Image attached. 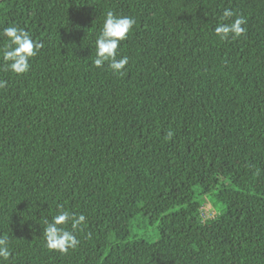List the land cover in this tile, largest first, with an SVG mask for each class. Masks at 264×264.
I'll list each match as a JSON object with an SVG mask.
<instances>
[{"label": "trees", "instance_id": "16d2710c", "mask_svg": "<svg viewBox=\"0 0 264 264\" xmlns=\"http://www.w3.org/2000/svg\"><path fill=\"white\" fill-rule=\"evenodd\" d=\"M225 8L244 36L215 35ZM108 11L136 20L124 76L92 63ZM13 25L44 47L0 56L3 264H264V0H2ZM58 204L86 216L67 254Z\"/></svg>", "mask_w": 264, "mask_h": 264}, {"label": "clouds", "instance_id": "9594fccd", "mask_svg": "<svg viewBox=\"0 0 264 264\" xmlns=\"http://www.w3.org/2000/svg\"><path fill=\"white\" fill-rule=\"evenodd\" d=\"M221 22L214 28V33L221 41L235 40L246 34L247 20L242 15H237L233 10L225 8L220 17ZM136 24V20L130 16L118 15L113 11L105 14L103 26L95 40L96 58L92 61L96 68H102L105 63L113 71V74L124 76L129 57H118V48L122 41ZM0 37L6 39L3 48H0V56L7 63L11 72L21 75L29 71L31 58L37 56L44 47L42 41L33 39L28 31L19 26L5 27L0 32ZM7 86V81L0 79V89ZM174 133L169 131L167 139L171 140ZM58 213L51 221L45 219L44 240L49 250L67 254L69 250H75L80 245L76 233L82 231L81 226L86 223L84 214L71 212L57 205ZM11 251L9 240L0 235V264L10 258Z\"/></svg>", "mask_w": 264, "mask_h": 264}, {"label": "rangeland", "instance_id": "374dc122", "mask_svg": "<svg viewBox=\"0 0 264 264\" xmlns=\"http://www.w3.org/2000/svg\"><path fill=\"white\" fill-rule=\"evenodd\" d=\"M208 210H209V206H207V208H206L205 212H203V214H207Z\"/></svg>", "mask_w": 264, "mask_h": 264}, {"label": "water", "instance_id": "95a60500", "mask_svg": "<svg viewBox=\"0 0 264 264\" xmlns=\"http://www.w3.org/2000/svg\"><path fill=\"white\" fill-rule=\"evenodd\" d=\"M2 0H0V2H1Z\"/></svg>", "mask_w": 264, "mask_h": 264}]
</instances>
